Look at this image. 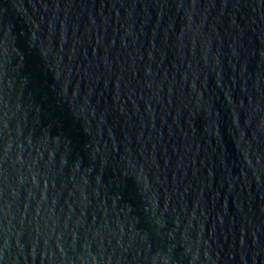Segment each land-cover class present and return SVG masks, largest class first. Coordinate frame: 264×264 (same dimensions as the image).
Returning a JSON list of instances; mask_svg holds the SVG:
<instances>
[{
    "label": "water",
    "instance_id": "water-1",
    "mask_svg": "<svg viewBox=\"0 0 264 264\" xmlns=\"http://www.w3.org/2000/svg\"><path fill=\"white\" fill-rule=\"evenodd\" d=\"M0 264H264V0H0Z\"/></svg>",
    "mask_w": 264,
    "mask_h": 264
}]
</instances>
